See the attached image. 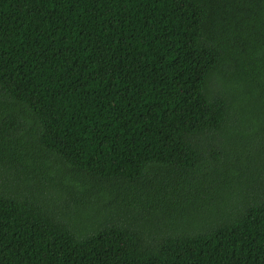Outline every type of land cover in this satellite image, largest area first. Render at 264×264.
<instances>
[{
  "label": "trees",
  "instance_id": "obj_1",
  "mask_svg": "<svg viewBox=\"0 0 264 264\" xmlns=\"http://www.w3.org/2000/svg\"><path fill=\"white\" fill-rule=\"evenodd\" d=\"M0 264H264V0H0Z\"/></svg>",
  "mask_w": 264,
  "mask_h": 264
},
{
  "label": "rangeland",
  "instance_id": "obj_2",
  "mask_svg": "<svg viewBox=\"0 0 264 264\" xmlns=\"http://www.w3.org/2000/svg\"><path fill=\"white\" fill-rule=\"evenodd\" d=\"M61 210L65 211L66 215H68V213L71 211L65 205H62ZM215 214H216V210L214 209V210H212V215L214 216ZM144 229L146 230V232L148 233L149 236L154 237V238L163 237L169 233H172V231H170V229L165 227V225H157L154 223H150V224L145 225Z\"/></svg>",
  "mask_w": 264,
  "mask_h": 264
}]
</instances>
